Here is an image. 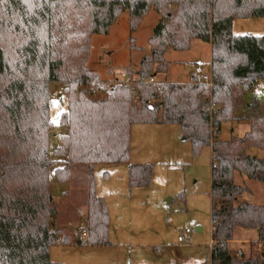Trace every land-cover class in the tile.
Instances as JSON below:
<instances>
[{
    "label": "trees",
    "instance_id": "obj_1",
    "mask_svg": "<svg viewBox=\"0 0 264 264\" xmlns=\"http://www.w3.org/2000/svg\"><path fill=\"white\" fill-rule=\"evenodd\" d=\"M151 8L159 19L136 78L128 67L126 79L107 87L87 66L92 35L107 33L127 12L132 43ZM252 17H264V0H0V264H68L50 259V246L70 244L72 237L53 224L49 178L52 170L67 182L77 165L86 171V244H109L110 217L93 170L126 163L130 188L150 182L152 165L130 162L134 124L178 125L193 156L211 147V264H264V251L235 259L227 245L237 227L257 229L264 243V204L239 202L245 188L234 182L235 172L264 182V158L244 147L264 149L257 101L248 106L250 127L243 137H212L223 122L238 118L244 95L264 80V34L232 32L234 18ZM192 39L210 44L209 83L196 75L183 84L150 83L167 71V49L186 50ZM53 82L64 85L67 108L59 118L65 133L51 154ZM81 85L92 87L90 95ZM95 85L104 96L92 97ZM75 243L83 242L78 237Z\"/></svg>",
    "mask_w": 264,
    "mask_h": 264
},
{
    "label": "rangeland",
    "instance_id": "obj_2",
    "mask_svg": "<svg viewBox=\"0 0 264 264\" xmlns=\"http://www.w3.org/2000/svg\"><path fill=\"white\" fill-rule=\"evenodd\" d=\"M158 19V13L151 8L132 34L131 43L128 14L123 12L107 33L92 35L88 68L97 73L107 87L126 79L128 67L132 72L131 77L136 78L135 71L141 57L149 52L148 39ZM232 32L235 35H263L264 17L234 18ZM131 44L135 47L131 48ZM165 58L167 71L157 74L155 82H165L167 79L183 84L189 82L193 75H210V44L200 39H192L186 50L168 48ZM257 83L252 84L254 89L244 95L235 113L238 118L223 122L220 129L212 134L214 140L243 137L250 127L246 119L251 114L248 106L254 100L264 116V80ZM91 88L81 85L79 90L90 95ZM93 89L92 97L104 96V89L98 85ZM50 94L49 119L52 128L49 149L52 154L60 143V136L65 133V127L59 125V118L67 108V99L64 85L60 82L50 84ZM244 144L249 155L264 158L263 148ZM158 145V151L148 150ZM135 150L143 152L134 156V160L138 161L131 157ZM52 158L58 159L53 155ZM130 162L152 165V176L147 185L128 186L126 163L94 166L95 190L105 200L110 217L109 244H53L49 249L51 261L68 264H182L209 261L211 147L205 146L198 155L193 156L190 142L182 138L176 124H134ZM81 167L77 165L73 168L67 182L59 181L51 170L49 187L57 210L53 224L61 229L62 235L87 231V206L84 203L87 181L86 171ZM234 182L245 188L238 197L239 202L264 204V182L250 179L240 172H235ZM168 199H172V202L168 203ZM197 226L201 227V231L197 230ZM186 228L191 229L190 234L183 233ZM180 233L185 235L182 243L177 241ZM245 236L250 240L240 243ZM233 239H239V243L227 245L235 259H247L264 251V243L258 241L257 229L237 227Z\"/></svg>",
    "mask_w": 264,
    "mask_h": 264
},
{
    "label": "crops",
    "instance_id": "obj_3",
    "mask_svg": "<svg viewBox=\"0 0 264 264\" xmlns=\"http://www.w3.org/2000/svg\"><path fill=\"white\" fill-rule=\"evenodd\" d=\"M167 52V51H166ZM165 52V53H166ZM166 59V58H165ZM156 77V76H155ZM155 77H154V80H155ZM198 77V79L201 81V82H205V83H209V80H210V75L209 76H207V75H204L203 77L202 76H197ZM167 79H165L164 81H166ZM260 84V83H259ZM136 125V124H135ZM163 125H165V124H163ZM167 125H175V124H167ZM178 126V125H177ZM131 133H132V128H131ZM158 147H159V145L158 146H154V147H150V148H148V150H152V151H158ZM162 147H165V146H162ZM145 149V148H144ZM135 151H137V150H135ZM133 152L132 151V154H131V157L133 158V160H134V156L136 155V153H138V151L137 152ZM141 154H143V152H141V151H139V153L137 154V156L138 155H141ZM148 154H150L149 152H148ZM153 154H157V153H153ZM160 154H162V152L160 151ZM134 161H138V160H134ZM140 162V161H139ZM172 202V199H170V202H169V199H168V203H171ZM197 228V230L198 231H201V227L200 226H197L196 227ZM79 232V233H78ZM76 234H73V235H70V237H72V242L71 243H74V244H76L75 243V241H76V239L80 236V234H81V231H78ZM191 233V231L189 232V233H186V234H190ZM185 236V235H184ZM185 239V238H184ZM212 240V239H211ZM250 239H249V237L248 236H245V237H242L241 239H240V243L242 242V243H244V242H247V241H249ZM237 241V242H236ZM239 241V239H232V240H230V241H228V245L229 244H232L233 242H235V243H239L238 242ZM76 245H79V244H76ZM91 246V245H90ZM210 253H211V249H210ZM209 261H210V259H209ZM200 262H203V261H200ZM204 262H208L207 260L206 261H204ZM187 263H189V262H187ZM182 264H185V262H183Z\"/></svg>",
    "mask_w": 264,
    "mask_h": 264
},
{
    "label": "built area",
    "instance_id": "obj_4",
    "mask_svg": "<svg viewBox=\"0 0 264 264\" xmlns=\"http://www.w3.org/2000/svg\"><path fill=\"white\" fill-rule=\"evenodd\" d=\"M150 83H153L155 82L154 78L153 79H150L149 80ZM113 84V83H112ZM253 85H258V83H254ZM191 231L190 228H186L184 230L183 233H189ZM80 239L82 240L83 243H87L89 241V235H88V232L87 231H82L81 232V236H80ZM177 241L179 243H182L184 241V234L180 233L178 236H177ZM212 245H213V240H211V243H210V248H212ZM185 264H211V261H208V262H189V263H185Z\"/></svg>",
    "mask_w": 264,
    "mask_h": 264
},
{
    "label": "water",
    "instance_id": "obj_5",
    "mask_svg": "<svg viewBox=\"0 0 264 264\" xmlns=\"http://www.w3.org/2000/svg\"><path fill=\"white\" fill-rule=\"evenodd\" d=\"M169 202H170V199H169Z\"/></svg>",
    "mask_w": 264,
    "mask_h": 264
}]
</instances>
